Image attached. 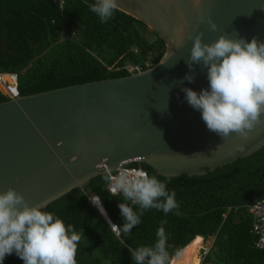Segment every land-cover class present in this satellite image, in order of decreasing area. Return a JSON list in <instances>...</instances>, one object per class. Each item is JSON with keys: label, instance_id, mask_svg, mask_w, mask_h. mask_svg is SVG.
<instances>
[{"label": "water", "instance_id": "water-1", "mask_svg": "<svg viewBox=\"0 0 264 264\" xmlns=\"http://www.w3.org/2000/svg\"><path fill=\"white\" fill-rule=\"evenodd\" d=\"M117 10L155 31L164 43L160 59L125 76L0 101V191L13 187L48 211L127 162L162 178L202 181L264 156V123L247 139L222 138L182 91L209 87L202 63L192 70L187 63L197 34L206 43L221 34L264 41V0H201L198 9L191 0H118ZM209 17L216 31H209ZM92 204L110 225L97 197Z\"/></svg>", "mask_w": 264, "mask_h": 264}, {"label": "trees", "instance_id": "trees-1", "mask_svg": "<svg viewBox=\"0 0 264 264\" xmlns=\"http://www.w3.org/2000/svg\"><path fill=\"white\" fill-rule=\"evenodd\" d=\"M93 3L95 0H0V72L16 73L18 95L125 76L128 72L117 68L131 63L142 70L147 59L149 66L160 59L163 41L157 36L154 40L141 36L139 28L146 30L145 24L119 10L102 23L90 11ZM71 29L75 40L60 39ZM6 99L0 94V101ZM130 165L160 180L167 178L154 174L144 163ZM105 177L48 210L76 231L83 229L77 264H136L129 249L153 246L161 226L168 238L169 264L175 252L172 264L199 263L201 241L188 243L194 236H213L200 264H264V250L253 246L251 218L245 210L246 205L264 199V156L244 168L202 181L171 177L167 189L175 191L180 214L146 210L141 223L127 235L121 230L124 219L118 207L127 201L108 192ZM91 196L97 197L119 235L98 213ZM133 207L139 211L138 206ZM3 264L24 262L13 252Z\"/></svg>", "mask_w": 264, "mask_h": 264}, {"label": "clouds", "instance_id": "clouds-1", "mask_svg": "<svg viewBox=\"0 0 264 264\" xmlns=\"http://www.w3.org/2000/svg\"><path fill=\"white\" fill-rule=\"evenodd\" d=\"M191 3L198 9L201 0H191ZM89 8L103 23L118 9V0H95ZM207 24L209 31L217 30V24L210 17ZM202 35L194 37L187 63L190 70L194 64L202 63L207 69L209 87L199 93L184 87L185 98L190 106L201 111L209 131L222 138L235 133L247 139L257 123H264V41L255 36L248 41L221 34L206 43ZM185 79L191 82L194 76L186 75ZM105 179L114 184L112 195L119 191L124 201L130 202L118 204L124 219L121 230L126 235L141 223L146 210L156 209L165 215L176 210L175 214H180L175 191L167 189L171 177L160 180L146 171L135 176L121 171L117 177ZM93 197L96 196H91V203ZM133 206H138L139 211H134ZM44 207L40 203L30 205L24 194L13 187L0 191V264L13 252L24 264H77L76 253L84 236L83 229L76 231L53 212L44 211ZM156 236L153 246L129 249L136 264H169L168 238L163 226L158 228ZM199 237L201 241L209 237L210 245L203 251L204 256L213 236Z\"/></svg>", "mask_w": 264, "mask_h": 264}, {"label": "built area", "instance_id": "built-area-1", "mask_svg": "<svg viewBox=\"0 0 264 264\" xmlns=\"http://www.w3.org/2000/svg\"><path fill=\"white\" fill-rule=\"evenodd\" d=\"M60 39H73L75 40V33L71 29L69 35L61 36ZM132 52L136 53V49L132 48ZM145 68L150 67L149 66V59H147L144 62ZM117 69H124L128 73H133L136 71L141 70L140 67L136 64H125ZM1 76L5 77V80L1 78ZM0 94L3 95L5 98H14L18 95L17 92V76L16 73L12 72H0ZM115 172H113L111 177L115 178L118 176L119 172H127L131 176H135L137 172L144 171L139 166H132L129 162L124 163L122 166H117L115 169ZM107 177H109L108 174H105ZM114 188V184L110 183L107 180L106 189L110 194H112V189ZM117 194L122 195V193H119L117 191ZM130 203V202H129ZM246 213L251 218V227H250V233L252 234L254 240H253V246L256 247L259 250H264V199H260L256 201L253 204L246 205ZM225 215H223L224 217ZM111 230L117 234V229L114 224H110Z\"/></svg>", "mask_w": 264, "mask_h": 264}, {"label": "rangeland", "instance_id": "rangeland-1", "mask_svg": "<svg viewBox=\"0 0 264 264\" xmlns=\"http://www.w3.org/2000/svg\"><path fill=\"white\" fill-rule=\"evenodd\" d=\"M138 28L140 27V26H138V25H136ZM145 26L147 27V29L146 30H144V29H140L139 28V30H140V34H141V36H143L146 40H154V38L157 36V34L155 33V31L154 30H152V28L150 27V26H148V25H146L145 24ZM158 37V36H157ZM159 38V37H158ZM160 39V38H159ZM164 44V43H163ZM148 58H149V56H148ZM211 240V239H210ZM209 241V237H207L206 239H204L203 240V242L204 243H202L203 244V249L200 251V254H199V257H200V259L202 258V256H203V251H205V250H207V248H208V246L210 245V241ZM207 242H208V244H207ZM171 263H172V261H171ZM170 263V264H171Z\"/></svg>", "mask_w": 264, "mask_h": 264}, {"label": "bare ground", "instance_id": "bare-ground-1", "mask_svg": "<svg viewBox=\"0 0 264 264\" xmlns=\"http://www.w3.org/2000/svg\"><path fill=\"white\" fill-rule=\"evenodd\" d=\"M1 78L3 79V80H5V77L4 76H1ZM195 239H199L200 241H201V238L199 237V236H194L188 243H190L191 241H193V240H195ZM202 243H203V241H201ZM187 243V244H188ZM201 243V247L199 248V250L203 247V244ZM185 246V245H184ZM183 246V247H184ZM176 253V252H175ZM174 253V254H175ZM174 254H173V256H174ZM173 256H172V258H173ZM172 258H171V261H172ZM199 261H200V257H199ZM172 264V263H171ZM199 264V263H198Z\"/></svg>", "mask_w": 264, "mask_h": 264}]
</instances>
